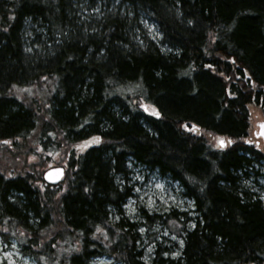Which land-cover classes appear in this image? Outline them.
Returning <instances> with one entry per match:
<instances>
[{"label": "trees", "instance_id": "16d2710c", "mask_svg": "<svg viewBox=\"0 0 264 264\" xmlns=\"http://www.w3.org/2000/svg\"><path fill=\"white\" fill-rule=\"evenodd\" d=\"M86 1L116 6L86 21L80 0H0V143L37 162L61 149L48 166L65 173L50 185L42 162L0 167V238L38 264H264V154L249 132L252 109L264 116V0ZM129 165L192 202L191 228L161 221L183 233L178 258L144 260L138 224L116 220Z\"/></svg>", "mask_w": 264, "mask_h": 264}, {"label": "rangeland", "instance_id": "374dc122", "mask_svg": "<svg viewBox=\"0 0 264 264\" xmlns=\"http://www.w3.org/2000/svg\"><path fill=\"white\" fill-rule=\"evenodd\" d=\"M116 6V3L112 5L108 2L100 1L89 3L86 0H80L76 6L78 14L82 18L91 20V17H96L103 12L112 10ZM85 20V19H84ZM140 26L145 30V34L148 35L154 41H159L161 35L150 18L142 16L138 19ZM36 44V43H34ZM264 121V116L258 109H252L251 121H250V138L251 140H257L254 132L257 130L259 122ZM252 136V137H251ZM249 139V137L247 138ZM250 140V139H249ZM260 140L257 145L264 154V143ZM0 167L4 170L5 174L12 175L16 172H20L25 163H36L38 158L36 155L29 154L28 157L23 155L24 144L18 143L15 147L9 143H0ZM3 144L8 149L9 153L2 155ZM32 144V142H31ZM41 152L45 155H49L47 161L42 162L40 167H34L37 171L43 175L47 170L62 166L58 165L48 166L51 159L57 160L64 152L61 149H47ZM41 155V154H40ZM23 161V163H21ZM36 164V165H37ZM264 168V163H261ZM38 166V165H37ZM259 167V166H258ZM128 169L130 173L127 175L125 181L126 186L130 188L131 195L126 199L124 205H122V212L115 218L122 216L130 222L138 224V233L140 241L138 242L139 250L143 251V259L149 260L153 257L156 250L160 251L162 256H170L171 258H178L181 254L183 240L181 236H177L171 233L164 223H161L168 215L172 214L178 220H181L186 229L192 227L191 217H194L192 213V202L182 195V189L178 183L168 179L167 177L160 176L157 171L147 169L141 166L129 165ZM262 172H264L262 170ZM65 174V173H64ZM257 184L254 185L253 190L260 195V198L264 204V178H256ZM61 182V181H60ZM59 182V183H60ZM253 185V183H252ZM157 215L156 221L150 219V216ZM149 216V217H147ZM112 219V218H111ZM17 239H9L3 241L0 238V264H38L31 256L24 255L20 252L17 244ZM175 253L176 255H173ZM91 264H121L107 257H95Z\"/></svg>", "mask_w": 264, "mask_h": 264}, {"label": "water", "instance_id": "95a60500", "mask_svg": "<svg viewBox=\"0 0 264 264\" xmlns=\"http://www.w3.org/2000/svg\"><path fill=\"white\" fill-rule=\"evenodd\" d=\"M257 136H259L264 141V121L258 125ZM62 176L63 169L60 167L51 168L44 173V179L50 184L58 183Z\"/></svg>", "mask_w": 264, "mask_h": 264}, {"label": "snow or ice", "instance_id": "6c2138e0", "mask_svg": "<svg viewBox=\"0 0 264 264\" xmlns=\"http://www.w3.org/2000/svg\"><path fill=\"white\" fill-rule=\"evenodd\" d=\"M98 139L99 138H96V140L94 141V142H98ZM5 143H8V141H5ZM229 143H231V141H229ZM220 145H221V147H223L224 146V142L223 141H220ZM59 171V170H58ZM98 231H99V229H98ZM173 255H176L175 253H173Z\"/></svg>", "mask_w": 264, "mask_h": 264}]
</instances>
